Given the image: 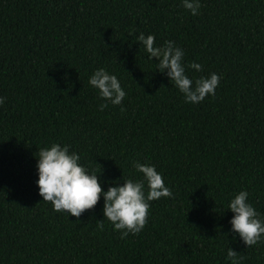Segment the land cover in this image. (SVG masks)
<instances>
[{"label":"trees","instance_id":"1","mask_svg":"<svg viewBox=\"0 0 264 264\" xmlns=\"http://www.w3.org/2000/svg\"><path fill=\"white\" fill-rule=\"evenodd\" d=\"M200 3L193 16L183 0H0V264H231L229 248L264 264V237L247 247L228 209L247 190L264 218V0ZM141 32L175 41L193 81L219 74L215 96L186 102ZM99 68L117 76L122 105L88 83ZM52 143L70 145L104 191L143 179L139 161L174 198L152 201L126 238L103 197L79 219L58 213L37 184L36 155Z\"/></svg>","mask_w":264,"mask_h":264},{"label":"clouds","instance_id":"2","mask_svg":"<svg viewBox=\"0 0 264 264\" xmlns=\"http://www.w3.org/2000/svg\"><path fill=\"white\" fill-rule=\"evenodd\" d=\"M201 6L200 0H183V7L190 10L193 16L199 14ZM136 39L149 54L150 60L158 59V70L174 82L186 102L197 104L209 95L215 96L220 75L213 72L210 76H201L195 81L189 78L183 64L184 50L175 41L168 40L162 46H157L155 35H145L143 32ZM189 67L197 71L203 70L202 65L196 62L190 63ZM88 83L99 90L101 98L111 101L113 105H122L126 92L116 75L110 74L105 68H99ZM5 100L6 97H0V105ZM107 107V103H102L100 110ZM124 110L121 107V111ZM36 157L39 173L37 184L43 201L51 202L54 211L66 212L79 219L86 210H93L103 197L104 218L121 233V238H126L129 233L139 234L142 231L148 223L152 201L162 197L174 198L162 173L152 164L133 161V167L143 174V179L123 178V183L117 180L114 182L115 186H109L104 191L101 174L82 165L80 155L71 151L70 145L52 143L49 147L40 148ZM248 197L247 190L238 192L231 199L228 209L234 213L230 221L232 231L239 235L247 247H251L264 237V218L248 201ZM97 227L103 230V219L97 221ZM227 259L231 264H240L242 257L229 248Z\"/></svg>","mask_w":264,"mask_h":264}]
</instances>
